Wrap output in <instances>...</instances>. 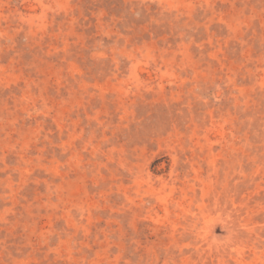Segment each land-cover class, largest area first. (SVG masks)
Returning <instances> with one entry per match:
<instances>
[{
	"label": "rangeland",
	"instance_id": "1",
	"mask_svg": "<svg viewBox=\"0 0 264 264\" xmlns=\"http://www.w3.org/2000/svg\"><path fill=\"white\" fill-rule=\"evenodd\" d=\"M0 264H264V0H0Z\"/></svg>",
	"mask_w": 264,
	"mask_h": 264
}]
</instances>
